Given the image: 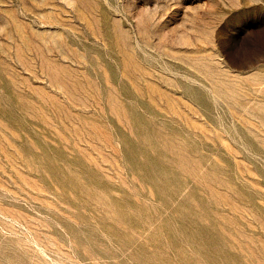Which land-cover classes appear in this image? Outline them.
<instances>
[{"label": "rangeland", "instance_id": "374dc122", "mask_svg": "<svg viewBox=\"0 0 264 264\" xmlns=\"http://www.w3.org/2000/svg\"><path fill=\"white\" fill-rule=\"evenodd\" d=\"M0 264H264V0H0Z\"/></svg>", "mask_w": 264, "mask_h": 264}]
</instances>
